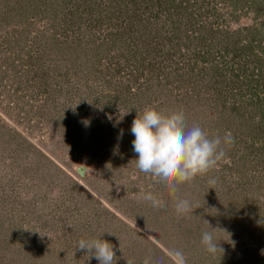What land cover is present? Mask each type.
<instances>
[{
  "label": "rangeland",
  "instance_id": "374dc122",
  "mask_svg": "<svg viewBox=\"0 0 264 264\" xmlns=\"http://www.w3.org/2000/svg\"><path fill=\"white\" fill-rule=\"evenodd\" d=\"M149 107L235 143L175 193L151 185L130 131ZM81 238L113 264H264V0H0V264H98Z\"/></svg>",
  "mask_w": 264,
  "mask_h": 264
},
{
  "label": "clouds",
  "instance_id": "9594fccd",
  "mask_svg": "<svg viewBox=\"0 0 264 264\" xmlns=\"http://www.w3.org/2000/svg\"><path fill=\"white\" fill-rule=\"evenodd\" d=\"M130 131L134 136L132 150L137 155L135 167L146 174L151 185H159L172 193L176 192L178 186L191 183L198 176L214 170L226 158V149L235 143L230 131L223 136L216 134L210 138L200 124L189 126L183 110L165 114L155 108H145L133 120ZM122 136L123 130L118 139ZM142 198L154 208L163 206L151 191L144 193ZM175 211L177 216H185L192 212V205L188 199H177ZM215 230L201 234L204 250L212 255L224 251L214 236ZM77 249L86 251L98 264H113L116 261L114 246L101 238H81ZM165 255L168 264H187L185 254L179 249H166ZM126 261L127 264H135L133 259ZM142 264L163 262L148 255Z\"/></svg>",
  "mask_w": 264,
  "mask_h": 264
},
{
  "label": "water",
  "instance_id": "95a60500",
  "mask_svg": "<svg viewBox=\"0 0 264 264\" xmlns=\"http://www.w3.org/2000/svg\"><path fill=\"white\" fill-rule=\"evenodd\" d=\"M75 172L78 174L79 177L84 176V167L80 166L75 169Z\"/></svg>",
  "mask_w": 264,
  "mask_h": 264
}]
</instances>
